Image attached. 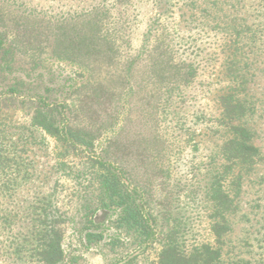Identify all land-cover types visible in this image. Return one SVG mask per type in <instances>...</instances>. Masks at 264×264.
I'll list each match as a JSON object with an SVG mask.
<instances>
[{
	"label": "rangeland",
	"instance_id": "obj_1",
	"mask_svg": "<svg viewBox=\"0 0 264 264\" xmlns=\"http://www.w3.org/2000/svg\"><path fill=\"white\" fill-rule=\"evenodd\" d=\"M160 23L176 56L197 70L169 116L160 109L168 77L160 65ZM0 33L10 50L0 64V121L19 141L32 176L9 206L27 217L30 203L47 198L68 213L65 264L131 257V264H159L169 240L187 260L206 247L219 253L212 264H264V158L243 178L226 236L212 231L221 213L209 195L230 135L223 127L215 133L209 119L217 125L221 118L230 70L250 75L242 95L256 105L249 114L264 157V0H0ZM39 98L68 109L75 125L96 134L97 152L124 166L149 201L158 242L113 248L105 245L117 232L111 228L107 240L85 245L77 232L81 176L70 172L77 162L31 126Z\"/></svg>",
	"mask_w": 264,
	"mask_h": 264
},
{
	"label": "trees",
	"instance_id": "obj_2",
	"mask_svg": "<svg viewBox=\"0 0 264 264\" xmlns=\"http://www.w3.org/2000/svg\"><path fill=\"white\" fill-rule=\"evenodd\" d=\"M162 27L160 23V65L168 77H164L167 82L160 109L163 116H169L173 107L179 108L184 102L197 70L193 63L176 56L172 34ZM153 30L157 29L150 28L148 33ZM9 52L4 35L0 33V64L6 61ZM229 77L231 84L219 97L221 118L217 125L209 119V127L215 133L223 127L230 134L220 147L223 161L219 176L221 184L220 181L214 182L209 194L211 201L217 202L220 208L221 222L212 226L214 235L218 237L226 236L231 230L229 216L240 206L237 199L242 193L243 178L254 171L264 158L254 143L257 137L254 114H249L252 109L255 112L256 105L252 106L248 97L242 95L250 82V75L235 69L229 71ZM35 104L31 126L37 132L54 138L62 154L71 153L73 162H77L70 172L76 177L81 176L83 192L79 196V206L76 205L81 213L77 232L85 245L90 247L107 240L111 228L117 232L109 236L111 239L105 245L113 248L131 244L129 246L136 251L158 242L155 216L149 201L144 200L145 193L133 184L123 165L107 158L108 151L105 154L97 152L96 134L75 125L69 118V110L63 107L61 111V104L57 102L48 103L39 98ZM62 106L69 107L67 104ZM7 127L0 121V264H65L62 225L68 220V213L61 212L47 198L37 206L30 203L27 217H21L15 208L9 206L32 176L30 165L18 147L19 141L12 139ZM169 242L160 254L159 264H200V261L212 264L219 259L216 250L205 247L194 255L198 258L187 260L174 247V242Z\"/></svg>",
	"mask_w": 264,
	"mask_h": 264
},
{
	"label": "water",
	"instance_id": "obj_3",
	"mask_svg": "<svg viewBox=\"0 0 264 264\" xmlns=\"http://www.w3.org/2000/svg\"><path fill=\"white\" fill-rule=\"evenodd\" d=\"M132 259V257L131 258H129V259H127V260H125L124 262H122L121 264H126V263H128L130 260Z\"/></svg>",
	"mask_w": 264,
	"mask_h": 264
}]
</instances>
